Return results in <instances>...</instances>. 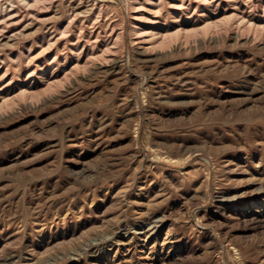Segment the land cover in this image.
<instances>
[{
    "label": "rangeland",
    "instance_id": "rangeland-1",
    "mask_svg": "<svg viewBox=\"0 0 264 264\" xmlns=\"http://www.w3.org/2000/svg\"><path fill=\"white\" fill-rule=\"evenodd\" d=\"M159 1L0 0V264H264V0Z\"/></svg>",
    "mask_w": 264,
    "mask_h": 264
},
{
    "label": "bare ground",
    "instance_id": "bare-ground-1",
    "mask_svg": "<svg viewBox=\"0 0 264 264\" xmlns=\"http://www.w3.org/2000/svg\"><path fill=\"white\" fill-rule=\"evenodd\" d=\"M37 4L40 3V2H43L44 0H34ZM47 1V0H45ZM159 1V0H158ZM33 2V1H32ZM134 2V1H132ZM131 3V2H130ZM170 3V2H169ZM179 3V2H178ZM29 4V3H28ZM251 4V3H250ZM33 5L35 6V4L33 3ZM157 9L159 8L158 5H161V1H159L157 4ZM259 5V4H258ZM256 6V5H255ZM10 7V6H9ZM41 6H39L40 8ZM215 7V6H214ZM102 8V7H101ZM137 9V8H136ZM68 11V10H67ZM71 11V10H70ZM10 12V11H9ZM69 12V11H68ZM16 13V11H15ZM34 13V12H33ZM40 13V12H39ZM3 17V16H2ZM173 18V17H172ZM17 21V20H16ZM246 21V20H245ZM91 23V22H90ZM172 24V23H171ZM38 26V25H37ZM3 29V28H2ZM89 29V28H88ZM170 29V28H169ZM172 29V28H171ZM174 30V29H173ZM157 31V30H156ZM61 33V32H60ZM179 31H169L168 29L163 33L161 34L160 32H152L150 33L151 36H153V38H155L156 40H160L161 42L162 41H165L167 39H172L174 37H176L178 35ZM145 35V34H144ZM42 38V37H41ZM149 38V37H148ZM177 39V38H176ZM107 41V40H106ZM49 42V41H48ZM84 42V41H83ZM29 55V54H28ZM27 63V62H26ZM19 65V64H18ZM19 70V69H18ZM59 70V69H58ZM46 73V72H45ZM42 78V77H41ZM31 88V87H30ZM29 93V92H28Z\"/></svg>",
    "mask_w": 264,
    "mask_h": 264
}]
</instances>
